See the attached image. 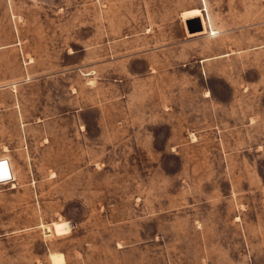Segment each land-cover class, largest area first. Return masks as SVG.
<instances>
[{
    "label": "rangeland",
    "instance_id": "1",
    "mask_svg": "<svg viewBox=\"0 0 264 264\" xmlns=\"http://www.w3.org/2000/svg\"><path fill=\"white\" fill-rule=\"evenodd\" d=\"M0 160V264H264V0H0Z\"/></svg>",
    "mask_w": 264,
    "mask_h": 264
},
{
    "label": "bare ground",
    "instance_id": "2",
    "mask_svg": "<svg viewBox=\"0 0 264 264\" xmlns=\"http://www.w3.org/2000/svg\"><path fill=\"white\" fill-rule=\"evenodd\" d=\"M191 18H197L198 21L195 24V26L196 27L199 26L200 30L192 32V33L191 32H188V33L194 34V33L201 32L203 30V28H205V22H204L201 11L199 9H193V10H189V11L184 13V19H191ZM199 18H201V22L199 21ZM2 161H5V160H0V179L9 177V174H10V169H9V174H8L6 165H3ZM49 258H50L52 264H62L63 263V257L60 254H50Z\"/></svg>",
    "mask_w": 264,
    "mask_h": 264
},
{
    "label": "built area",
    "instance_id": "3",
    "mask_svg": "<svg viewBox=\"0 0 264 264\" xmlns=\"http://www.w3.org/2000/svg\"><path fill=\"white\" fill-rule=\"evenodd\" d=\"M3 163V165H6V168H7V171H8V174H9V168H10V170H11V166H10V164H9V162L8 161H2ZM12 171V170H11ZM13 181V174H12V177H11V175L9 174V177H6V178H3V179H0V185H5V184H7V183H11Z\"/></svg>",
    "mask_w": 264,
    "mask_h": 264
},
{
    "label": "water",
    "instance_id": "4",
    "mask_svg": "<svg viewBox=\"0 0 264 264\" xmlns=\"http://www.w3.org/2000/svg\"><path fill=\"white\" fill-rule=\"evenodd\" d=\"M197 21L198 20H196V23H197ZM188 30H189V32H195V31H199L200 30V27L198 26V27H196V29H192V27H188Z\"/></svg>",
    "mask_w": 264,
    "mask_h": 264
},
{
    "label": "crops",
    "instance_id": "5",
    "mask_svg": "<svg viewBox=\"0 0 264 264\" xmlns=\"http://www.w3.org/2000/svg\"><path fill=\"white\" fill-rule=\"evenodd\" d=\"M10 169V168H9ZM11 171V170H10ZM12 172V171H11Z\"/></svg>",
    "mask_w": 264,
    "mask_h": 264
}]
</instances>
